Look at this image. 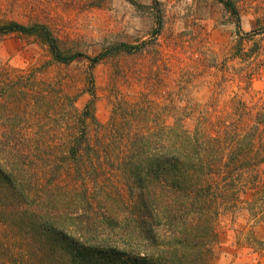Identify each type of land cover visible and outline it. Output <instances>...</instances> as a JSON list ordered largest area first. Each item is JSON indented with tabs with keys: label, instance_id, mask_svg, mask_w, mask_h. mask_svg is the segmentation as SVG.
<instances>
[{
	"label": "trees",
	"instance_id": "1",
	"mask_svg": "<svg viewBox=\"0 0 264 264\" xmlns=\"http://www.w3.org/2000/svg\"><path fill=\"white\" fill-rule=\"evenodd\" d=\"M10 31L40 35L51 58L0 65V264H212L223 216L246 209L264 223V102L234 96L223 111L214 97L190 126L187 105L156 95L159 78L118 93L102 122L93 81L79 108L50 75L83 53L40 24L0 26Z\"/></svg>",
	"mask_w": 264,
	"mask_h": 264
},
{
	"label": "rangeland",
	"instance_id": "2",
	"mask_svg": "<svg viewBox=\"0 0 264 264\" xmlns=\"http://www.w3.org/2000/svg\"><path fill=\"white\" fill-rule=\"evenodd\" d=\"M159 1L154 6V0H0V26L40 24L62 50L83 53L68 65L56 64L50 75L65 76L78 93L79 108L92 98L93 81L95 113L102 122L118 93L134 96L146 90L145 81L157 89L159 78L155 94L187 105L190 126L214 97L217 110H231L226 102L234 96L262 105L264 0H230L237 15L220 0ZM120 43L143 50L117 52ZM101 53L105 58L92 66L90 58ZM50 58L40 35L0 33V65L26 68ZM259 168L264 178V162ZM220 225L212 264H264L257 242L264 241V223L240 209L223 216Z\"/></svg>",
	"mask_w": 264,
	"mask_h": 264
}]
</instances>
